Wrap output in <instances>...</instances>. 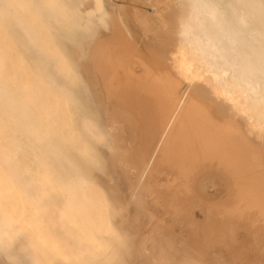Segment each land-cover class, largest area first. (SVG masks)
Returning <instances> with one entry per match:
<instances>
[{
  "label": "bare ground",
  "instance_id": "6f19581e",
  "mask_svg": "<svg viewBox=\"0 0 264 264\" xmlns=\"http://www.w3.org/2000/svg\"><path fill=\"white\" fill-rule=\"evenodd\" d=\"M139 1L145 44L106 0H0V264L264 232V0Z\"/></svg>",
  "mask_w": 264,
  "mask_h": 264
},
{
  "label": "rangeland",
  "instance_id": "374dc122",
  "mask_svg": "<svg viewBox=\"0 0 264 264\" xmlns=\"http://www.w3.org/2000/svg\"><path fill=\"white\" fill-rule=\"evenodd\" d=\"M106 2L107 4H110L113 6H120V10L122 12L121 17L124 20L128 21L131 31L134 33V35H136L138 40H140L141 42L143 41L144 44L150 41V39L147 41L148 38H146L143 32L140 31V29L138 28V22L136 20V17L132 14L133 8L138 7V9L142 10L143 12L148 13L151 10L150 7H148L146 4L142 3L139 0H106ZM88 4L90 3L88 2ZM239 216L241 217H238V218H236L235 216L221 217L220 215L219 216L213 215L212 219L214 223L211 222V224L213 223L214 226L208 229H203L202 227H200L201 230H198V229L194 230L197 232V235L193 236V241L191 240L189 243L188 242L184 243L183 241L181 242L180 239L178 238V244L176 245L175 249L166 248L164 250L166 251V254L169 253V254L174 255V259L173 257H170L171 260H169L170 259L168 258L169 256L165 255L164 251L163 253V252L158 251V249L155 250L153 248L149 250L150 248L149 245H147L148 247H146L148 251L147 249H145V251H147V253L150 254L149 258L152 260L153 263H156L154 259L156 260L158 259L160 264H164V263L165 264H169V263L180 264L179 261L182 262V260H185V262L183 261L182 264H187L188 261L191 262L189 264H192V263L193 264H201V263L202 264H207V263L209 264H264V232L256 231V209L248 208L246 211L243 212V216L242 215H239ZM242 217H243V220H240ZM198 219H202V218L199 217ZM208 224H210V222ZM177 228L178 227H175L174 229L176 231L175 233L178 232ZM191 233L193 234V232ZM179 246L183 247L182 249L188 252H184ZM188 249L191 251H189ZM153 250H154L153 254L156 252L161 253L159 255H157L158 254L157 253L156 255L160 256L162 260L163 259L165 260V256H166V261L164 262L161 260L160 257L154 256L155 254L154 255L151 254ZM171 250L173 252H171ZM174 250L175 252L177 251L176 253L177 254L179 253L180 255L179 254L177 255L174 252ZM182 251L183 253H180ZM194 253L195 255L193 256ZM183 254L184 255L186 254L184 257L185 259L182 258V256H184ZM187 254L188 255L190 254L188 258H187ZM162 255L164 256V258ZM189 257H193V258H189ZM147 258H145L146 262L148 264H153L151 260L148 258L150 260L149 261L147 260ZM179 258L181 260H179ZM192 259L196 260L197 263H195V261H193ZM199 261L200 263H198ZM161 262H164V263H161Z\"/></svg>",
  "mask_w": 264,
  "mask_h": 264
}]
</instances>
